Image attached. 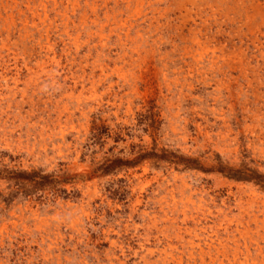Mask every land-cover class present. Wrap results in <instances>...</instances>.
Returning a JSON list of instances; mask_svg holds the SVG:
<instances>
[{"label": "rangeland", "instance_id": "374dc122", "mask_svg": "<svg viewBox=\"0 0 264 264\" xmlns=\"http://www.w3.org/2000/svg\"><path fill=\"white\" fill-rule=\"evenodd\" d=\"M0 84V264H264V0H0Z\"/></svg>", "mask_w": 264, "mask_h": 264}, {"label": "bare ground", "instance_id": "6f19581e", "mask_svg": "<svg viewBox=\"0 0 264 264\" xmlns=\"http://www.w3.org/2000/svg\"><path fill=\"white\" fill-rule=\"evenodd\" d=\"M3 1V0H2ZM25 1V0H24ZM36 1V0H35ZM49 1V0H48ZM101 1V0H100ZM117 1V0H116ZM143 1L144 0H134V2H139V3H143ZM151 1V0H150ZM180 1V0H179ZM238 1V0H237ZM14 2V1H13ZM32 2V1H31ZM42 2V1H41ZM63 2V1H62ZM85 2H86V0H85ZM133 2V1H132ZM73 3V2H72ZM105 3V2H104ZM112 3V2H111ZM23 4V3H22ZM24 4H26V3H24ZM45 4V3H44ZM52 4V3H51ZM74 4V3H73ZM86 4V3H85ZM118 4V3H117ZM138 4V3H137ZM15 5H16V3H15ZM55 5V4H54ZM66 5V4H65ZM92 5V4H91ZM102 5V4H101ZM106 5V4H105ZM48 6H49V4H48ZM52 6V5H51ZM69 6V5H68ZM74 6V5H73ZM130 6V5H129ZM29 7H30V5H29ZM70 7H72V6H70ZM104 7V6H103ZM213 7V6H212ZM232 7V6H231ZM31 8V7H30ZM45 8V7H44ZM65 8V7H64ZM79 8H81V7H79ZM91 8V7H90ZM43 9V8H42ZM53 9V8H52ZM63 9V8H62ZM82 9V8H81ZM80 9V10H81ZM97 9V8H96ZM95 9V10H96ZM115 9V8H114ZM139 9V8H138ZM259 9V8H258ZM44 10V9H43ZM46 10V9H45ZM64 10V9H63ZM78 10V9H77ZM99 10V9H98ZM86 11H88V10H86ZM21 12V11H20ZM40 12V11H39ZM66 12V11H65ZM70 12V11H69ZM74 12V11H73ZM27 13V12H26ZM53 13V12H52ZM77 13V12H76ZM157 13V12H156ZM23 14V13H22ZM45 14V13H44ZM47 14V13H46ZM51 14V13H50ZM65 14V13H64ZM74 14V13H73ZM84 14V13H83ZM101 14V13H100ZM119 14H122V13H119ZM43 15V14H42ZM72 15V14H71ZM75 15V14H74ZM87 15V14H86ZM91 15V14H90ZM99 15V14H98ZM159 15V14H158ZM163 15V14H162ZM62 16V15H61ZM84 16V15H83ZM88 16V15H87ZM95 16V15H94ZM97 16V15H96ZM188 16V15H187ZM44 17V16H43ZM46 17V16H45ZM56 17V16H55ZM66 17V16H65ZM82 17V16H81ZM98 17V16H97ZM109 17V16H108ZM164 17V16H163ZM162 17V18H163ZM21 18V17H20ZM19 18V19H20ZM91 18V17H90ZM117 18V17H116ZM160 18V17H159ZM159 18H158V20H159ZM188 18V17H187ZM25 19V18H24ZM88 19V18H87ZM107 19H109V18H107ZM115 19V18H114ZM121 20H122V17L120 18ZM148 19V18H147ZM150 19V18H149ZM152 19V18H151ZM49 20V19H48ZM68 20V19H67ZM86 20V19H85ZM109 20H111V19H109ZM116 20V19H115ZM37 21V20H36ZM56 21V20H55ZM69 21V20H68ZM79 21V20H78ZM96 21V20H95ZM102 21V20H101ZM107 21V20H106ZM157 21V20H156ZM24 22V21H23ZM27 22V21H26ZM41 22V21H40ZM52 22V21H51ZM80 22H82V21H80ZM92 22V21H91ZM100 22V21H99ZM114 22V21H113ZM128 22V21H127ZM203 22V21H202ZM22 23V22H21ZM31 23H32V21H31ZM43 23H44V21H43ZM48 23H50V22H48ZM77 22H75L74 23V25L76 24ZM115 23V22H114ZM113 23V24H114ZM122 23V22H121ZM126 23V22H125ZM24 24V23H23ZM35 24V23H34ZM37 24V23H36ZM41 24V23H40ZM45 24V23H44ZM85 24V23H84ZM84 24H83V26H84ZM93 24V23H92ZM154 24V23H153ZM168 24V23H167ZM98 25V24H97ZM24 26V25H23ZM36 26V25H35ZM62 26V25H61ZM107 25H105V27H106ZM115 26V25H114ZM26 27V26H25ZM33 27V26H32ZM46 27V26H45ZM57 27V26H56ZM59 27V26H58ZM74 27V26H73ZM152 26H150V28H151ZM157 27V26H156ZM30 28V27H29ZM34 28V27H33ZM65 28V27H64ZM63 28V29H64ZM70 28V27H69ZM102 28V27H101ZM121 28V27H120ZM124 28V27H123ZM26 29V28H25ZM44 29V28H43ZM50 29H51V27H50ZM68 29V28H67ZM66 29V30H67ZM84 29V28H83ZM96 29V28H95ZM122 29V28H121ZM29 30H31V29H29ZM28 30V31H29ZM52 30V29H51ZM117 30H118V28H117ZM5 31V30H4ZM27 31V32H28ZM48 31V30H47ZM61 31V30H60ZM76 31V30H75ZM101 31H105V30H101ZM114 31V30H113ZM126 31V30H125ZM132 31V30H131ZM158 31V30H157ZM6 32V31H5ZM20 32V31H19ZM22 32V31H21ZM24 32V31H23ZM59 32V31H58ZM76 32H78V31H76ZM85 32V31H84ZM87 32V31H86ZM93 32V31H92ZM129 32V31H128ZM29 33V32H28ZM42 33V32H41ZM49 33V32H48ZM60 33V32H59ZM74 33V32H73ZM114 33V32H113ZM124 33V32H123ZM12 34V33H11ZM22 34V33H21ZM26 34V33H25ZM24 34V35H25ZM64 34V33H63ZM80 34V33H79ZM102 34V33H101ZM29 35V34H28ZM38 35V34H37ZM46 35V34H45ZM49 35V34H48ZM75 35V34H74ZM99 35V34H98ZM23 36V35H22ZM50 36V35H49ZM85 36V35H84ZM88 36V35H87ZM94 36V35H93ZM92 36V37H93ZM25 37H26V35H25ZM29 37V36H28ZM31 37L32 36H30V38L29 39H31ZM61 37V36H60ZM65 37V36H64ZM81 37V36H80ZM95 37H98V36H95ZM102 37V36H101ZM125 37V36H124ZM77 38V37H76ZM104 38V37H103ZM39 39V38H38ZM41 39V38H40ZM133 39V38H132ZM137 39V38H136ZM139 39V38H138ZM141 39H142V37H141ZM42 40V39H41ZM64 40H66L65 38H64ZM75 40V39H74ZM82 40V39H81ZM103 40V39H102ZM120 40V39H119ZM145 40V39H144ZM45 41V40H44ZM49 41V40H48ZM76 41V40H75ZM79 41V40H78ZM77 41V42H78ZM134 41V40H133ZM147 41V40H146ZM149 41V40H148ZM197 41V40H196ZM126 42V41H125ZM138 42V41H137ZM63 43H64V41H63ZM84 43V42H83ZM87 43V42H86ZM85 43V44H86ZM90 43V42H89ZM120 43H122V42H120ZM40 44V43H39ZM75 44V43H74ZM78 44V43H77ZM149 44V43H148ZM6 45V44H5ZM45 45V44H44ZM47 45V44H46ZM52 45V44H51ZM120 45V44H119ZM122 45V44H121ZM138 45V44H137ZM43 45H41V47H42ZM55 46V45H54ZM80 45H78V47H79ZM141 46H143V45H141ZM76 47V46H75ZM77 47V48H78ZM88 47V46H87ZM90 47V46H89ZM91 48H93V47H91ZM81 49V48H80ZM124 49V48H123ZM135 49V48H134ZM141 49V48H140ZM45 50V49H44ZM89 50V49H88ZM124 51V50H123ZM43 52V51H42ZM46 52H48V49H47V51ZM51 52V51H50ZM80 52V51H79ZM135 52V51H134ZM66 53V52H65ZM137 53V52H136ZM50 54V53H49ZM43 55V54H42ZM76 55V54H75ZM75 55H73V56H75ZM127 55V54H126ZM55 56V55H54ZM53 56V57H54ZM67 56V55H66ZM68 57V56H67ZM70 57V56H69ZM86 57V56H85ZM99 57V56H98ZM105 57V56H104ZM56 58H57V56H56ZM120 58V57H119ZM130 58V57H129ZM82 59V58H81ZM91 59H93V58H91ZM99 59H100V57H99ZM98 59V60H99ZM52 60H54V59H52ZM72 60V59H71ZM86 60V59H85ZM84 60V61H85ZM40 61V60H39ZM55 61V60H54ZM70 61V60H69ZM75 61V60H74ZM215 61V60H214ZM76 62V61H75ZM82 62H83V60H82ZM99 62H100V60H99ZM96 63V62H95ZM39 64V63H38ZM41 64H43V62H41ZM45 64V63H44ZM54 64V63H53ZM120 64V63H119ZM29 65V64H28ZM46 65V64H45ZM44 65V66H45ZM82 65V64H81ZM26 66H27V64H26ZM47 66H49V65H47ZM72 66V65H71ZM88 66V64H86V67ZM95 66V65H94ZM97 66V65H96ZM104 66V65H103ZM83 67V66H82ZM105 67V66H104ZM42 68H43V66H42ZM45 68V67H44ZM101 69V68H100ZM37 70H39V68L37 69ZM41 70V69H40ZM93 70V69H92ZM87 71V70H86ZM102 71V70H101ZM42 72H43V70H42ZM46 73H47V71H46ZM222 73V72H221ZM52 74V73H51ZM73 74V73H72ZM103 74V73H102ZM185 74V73H184ZM74 75V74H73ZM92 75H93V73H92ZM8 76V75H7ZM19 76V75H18ZM49 77H50V75H48ZM75 76V75H74ZM32 77H34V75L32 76ZM87 77V76H86ZM85 77V78H86ZM4 78V77H3ZM6 78V77H5ZM39 78V77H38ZM70 78V77H69ZM11 79V78H10ZM14 79V78H13ZM74 79V78H73ZM70 80V79H69ZM79 80V79H78ZM9 82H11V81H9ZM19 82V81H18ZM92 82V81H91ZM94 82V81H93ZM75 83V82H74ZM37 84V83H36ZM38 84H40V83H38ZM59 84V83H58ZM1 85V84H0ZM18 85V84H17ZM35 85V84H34ZM96 85V84H95ZM47 86V85H46ZM77 86V85H76ZM66 87V86H65ZM74 87V86H73ZM83 87V86H82ZM15 88V87H14ZM37 88V87H36ZM12 89H13V87H12ZM64 89V88H63ZM62 89V90H63ZM74 89H75V87H74ZM36 90V89H35ZM65 90V89H64ZM17 91V90H16ZM86 91V90H85ZM11 92V91H10ZM28 92V91H27ZM26 92V93H27ZM38 92H40V91H38ZM43 92V91H42ZM55 92H57V91H55ZM68 93V92H67ZM77 93V92H76ZM1 94V93H0ZM24 94H25V92H24ZM35 94V93H34ZM54 95V94H53ZM26 96V95H25ZM72 96H73V94H72ZM71 96V97H72ZM27 97V96H26ZM73 98V97H72ZM65 99V98H64ZM68 99V98H67ZM27 101V100H26ZM62 101V100H61ZM65 101H66V99H65ZM24 102V101H23ZM32 102V101H31ZM57 102V101H56ZM34 103V102H33ZM61 103V102H60ZM77 103V102H76ZM44 104V103H43ZM46 104V103H45ZM49 105V104H48ZM112 107V106H111ZM19 108V107H18ZM56 108V107H55ZM60 108V107H59ZM66 109V108H65ZM59 110V109H58ZM63 110V109H62ZM62 110H61V112H62ZM68 111V110H67ZM21 113V112H20ZM68 113V112H67ZM76 113V112H75ZM74 113V114H75ZM18 114V113H17ZM56 114V113H55ZM71 114V113H70ZM58 115V114H57ZM15 117V116H14ZM20 117V116H19ZM63 117V116H62ZM33 118V117H32ZM57 118H58V116H57ZM51 120V119H50ZM5 121V120H4ZM42 121V120H41ZM61 121V120H60ZM30 122V121H29ZM55 123V122H54ZM35 125V124H34ZM57 125V124H56ZM61 125V124H60ZM36 126V125H35ZM44 126V125H43ZM45 128V127H44ZM43 128V129H44ZM32 129V128H31ZM45 132V131H44ZM40 138V137H39ZM58 215V214H57ZM85 215V214H84ZM6 229V228H5ZM250 230V229H249ZM58 232V231H57ZM240 232V231H239ZM246 234V233H245ZM234 236V235H233ZM230 237V236H229ZM243 237V236H242ZM245 238V237H244ZM66 239V238H65ZM233 239H234V237H233ZM42 240V239H41ZM44 240H46L45 238H44ZM227 240V239H226ZM228 241V240H227ZM232 241V240H231ZM234 242V241H233ZM240 242V241H239ZM193 243V242H192ZM191 243V244H192ZM231 245V244H230ZM226 246V245H225ZM224 246V247H225ZM219 247H222V246H219ZM229 249H230V247H228ZM220 249V248H219ZM226 249V248H225ZM209 250V249H208ZM216 251V250H215ZM219 252V251H218ZM248 252H250V251H248ZM237 253H238V251H237ZM242 253V252H241ZM219 255V254H218ZM238 255V254H237ZM236 255V257H238ZM87 264V263H86Z\"/></svg>", "mask_w": 264, "mask_h": 264}]
</instances>
